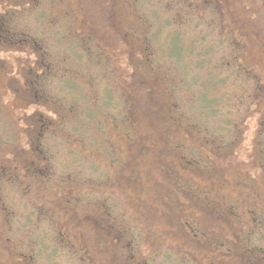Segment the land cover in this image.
Segmentation results:
<instances>
[{
    "label": "rangeland",
    "instance_id": "rangeland-1",
    "mask_svg": "<svg viewBox=\"0 0 264 264\" xmlns=\"http://www.w3.org/2000/svg\"><path fill=\"white\" fill-rule=\"evenodd\" d=\"M1 165L0 264H264V0H0Z\"/></svg>",
    "mask_w": 264,
    "mask_h": 264
},
{
    "label": "trees",
    "instance_id": "trees-1",
    "mask_svg": "<svg viewBox=\"0 0 264 264\" xmlns=\"http://www.w3.org/2000/svg\"><path fill=\"white\" fill-rule=\"evenodd\" d=\"M196 38H200V37H199V36L195 37V38H194V41H195ZM174 42H175V45L173 46V48H172V47H170V48L167 47V51H166V52H167L168 55H169V54H172V53L174 52V53H176L177 55L180 56V54H178L180 51L177 52L178 49L180 50V47H179V45H178V41L174 39ZM66 85H67V83H66ZM150 90H151V89H150ZM151 92H152V90H151ZM31 143H32V142L29 141L28 144L31 145ZM101 146H102V147H105V146H108V147H109L110 145H109V144H108V145H103V144H102ZM112 146H113V145H112ZM26 160H27L26 163H30V162H31V161H29V159H27V158H26ZM2 167H3V168H2ZM5 169H6V167L4 168L3 165L0 166V177H1L2 175L4 176V173H5V171H6ZM27 217L30 218V215H27ZM252 245H255V243L253 242ZM255 246H257V245H255ZM257 247H259V246H257ZM262 252H263V251H262ZM256 259H258L259 261H261V260L263 259V254L260 253V254L257 256Z\"/></svg>",
    "mask_w": 264,
    "mask_h": 264
}]
</instances>
